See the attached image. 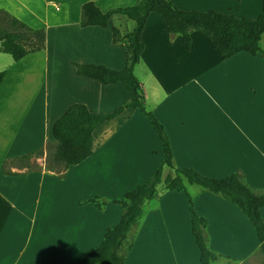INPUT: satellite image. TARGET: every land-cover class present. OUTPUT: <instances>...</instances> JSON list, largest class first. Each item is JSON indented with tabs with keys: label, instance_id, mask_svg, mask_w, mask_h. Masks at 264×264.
<instances>
[{
	"label": "crops",
	"instance_id": "obj_1",
	"mask_svg": "<svg viewBox=\"0 0 264 264\" xmlns=\"http://www.w3.org/2000/svg\"><path fill=\"white\" fill-rule=\"evenodd\" d=\"M103 11L139 0H0L33 28H45L43 50L20 60L0 51V264H74L104 239L123 208L113 202L150 178L161 165L163 144L149 118L126 109L94 131L93 152L58 178L46 168L47 146L56 144L54 122L74 103L94 113H112L130 99L121 83L104 84L79 75L75 63L123 69L126 49L113 43L136 22L116 14L106 27L82 26V6ZM180 9L233 13L257 18L263 0H172ZM3 31L0 29V46ZM187 45L152 12L142 33L144 51L134 72L146 108L164 124L174 166L212 177L238 170L264 192V57L241 51L224 60L200 30ZM264 50V33L260 41ZM43 149V153H35ZM34 154L30 159L20 157ZM42 167L32 168L36 162ZM165 166L163 177L174 175ZM197 213L208 220L209 246L219 258L246 261L260 250L256 231L240 208L185 179ZM108 200L103 208L86 202ZM264 219V207L262 208ZM124 264H201L192 216L183 191L158 185L132 227Z\"/></svg>",
	"mask_w": 264,
	"mask_h": 264
},
{
	"label": "trees",
	"instance_id": "obj_2",
	"mask_svg": "<svg viewBox=\"0 0 264 264\" xmlns=\"http://www.w3.org/2000/svg\"><path fill=\"white\" fill-rule=\"evenodd\" d=\"M152 12L161 14L167 22L169 31L180 34L187 45L191 44L193 30L206 33L220 50L224 60L241 51L252 55L262 54L264 57V50L260 44L264 33V0L263 12L257 18L238 17L233 13L214 10H183L172 0H139L132 5L107 11L101 10L93 1L83 4L80 22L82 26L106 27L116 14L125 15L136 22L135 28L127 33H122L117 27L113 28V43L126 49V65L123 69L117 70L103 65L80 62L74 64L79 75L97 79L104 84L123 83L130 92V99L112 113H94L83 103L70 105L53 124L56 144L52 147L47 146L46 168L63 176L69 166L84 161L93 152L96 128L129 108L139 109L149 118L163 144L164 158L150 178L126 191L123 197L113 200L123 208L120 219L114 226L107 228L103 241L97 247L84 253L74 264H124L126 255L133 244V240L129 238L130 230L142 217L145 202L158 195V185L162 182L165 183L166 189L186 193L192 216V232L200 250V263L214 264L220 255L209 246L208 220L195 210L185 179L237 205L253 225L260 241L259 250L264 256L262 216L264 192L255 191L247 183L241 170L226 177L212 178L199 173L192 167L176 168L171 138L164 124L154 112L146 108L142 84L135 75L134 69L144 51L142 33L148 16ZM0 29L3 31L0 51L12 55L15 60L45 48L44 27L33 28L5 9H0ZM42 153L43 149L35 154ZM33 155L27 154L20 158L30 159ZM165 166L174 168V175L169 174L164 178ZM86 202H91L100 208L108 204V200L100 196H94ZM37 261L41 264H64L40 258Z\"/></svg>",
	"mask_w": 264,
	"mask_h": 264
},
{
	"label": "rangeland",
	"instance_id": "obj_3",
	"mask_svg": "<svg viewBox=\"0 0 264 264\" xmlns=\"http://www.w3.org/2000/svg\"><path fill=\"white\" fill-rule=\"evenodd\" d=\"M46 160H47V158H46ZM40 167H42V166L36 160V162L33 164L32 168H40ZM58 178H63V176H60V174H58ZM263 262H264V256L259 251L254 257H251L248 260L243 261V262L236 261V260L235 261L229 260L226 258H219L217 261L214 262V264H263Z\"/></svg>",
	"mask_w": 264,
	"mask_h": 264
}]
</instances>
